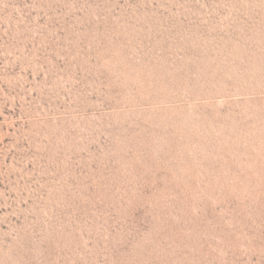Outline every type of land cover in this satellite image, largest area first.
<instances>
[{"label":"rangeland","instance_id":"obj_1","mask_svg":"<svg viewBox=\"0 0 264 264\" xmlns=\"http://www.w3.org/2000/svg\"><path fill=\"white\" fill-rule=\"evenodd\" d=\"M0 264H264V0H0Z\"/></svg>","mask_w":264,"mask_h":264}]
</instances>
